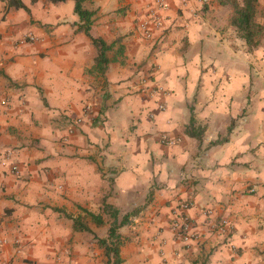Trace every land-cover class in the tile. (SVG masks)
I'll return each mask as SVG.
<instances>
[{"label":"crops","instance_id":"1","mask_svg":"<svg viewBox=\"0 0 264 264\" xmlns=\"http://www.w3.org/2000/svg\"><path fill=\"white\" fill-rule=\"evenodd\" d=\"M21 2L28 12L0 0V232L6 238L0 264H42L43 245L32 231L42 222L49 229L55 226L63 233L56 239L71 245L67 264H72L77 244L93 250L96 259L104 256L92 233L101 238L99 231L108 232L111 221L83 191L72 200L61 193L59 199L48 196V203L26 201L43 185L57 184L59 173L66 175V169L103 172L97 167L101 144L108 155L120 153L119 179L127 183L138 166L136 158L151 153L150 159L155 160V148L171 150L172 145L160 140L163 133L175 138L177 149L198 147L206 155L193 168L185 165L181 169L186 178L177 181L174 192L166 193L164 185L150 198L149 207L141 209L137 204L127 211L138 214L118 229L124 241L120 250L123 264H172L180 256L177 249L183 242L170 230V219L173 209L185 200L191 201L186 214L195 230H200L199 251L189 264H264V241L260 240L264 236V217L260 215L264 181L258 178L264 161V60L257 58L259 46L242 50L245 45L232 38L234 30L231 35L220 32V39L212 30L200 32L186 17V9L192 16L202 11L206 19L212 11L208 3L193 12L184 0L179 4L176 0H115L109 13L111 48L106 55L108 64L116 67L109 72V87L101 97L106 103L81 99L77 105L76 97L83 89H75L73 96L75 81L69 78L60 99L64 102L66 98L72 110L57 116L51 103L57 97L41 99L44 89L32 86L34 74L30 70L39 58L45 85L62 74L61 57L50 61L40 49L53 50V55L61 51L70 54V45L65 46L62 38L67 33L58 35L61 25L52 20H59L69 10L74 12V8L70 9L69 0H50L39 9L40 0ZM154 11L160 15L161 25H152V36L145 39L139 25ZM27 34L37 41L19 43ZM110 52L114 53L111 58ZM194 56L199 57L196 63ZM80 61L95 67V60L88 55ZM92 68L86 69V74L90 75ZM151 73L153 84L162 90L155 95H148L141 83ZM112 81L117 83L113 86ZM93 139L100 141L95 150L86 148L84 145H92ZM61 144L65 151L73 149L75 157L61 154L57 158L56 149ZM130 144L135 145V151L127 148ZM223 160L228 161L230 172L256 175H240L228 183L217 181L216 186L226 189L227 195L209 209L197 202L203 191L202 178L192 176V172L219 171ZM14 167L17 170L12 173ZM113 203L119 216L128 214ZM87 213L101 215L103 224L82 221L92 233L76 231L72 219L82 220ZM221 219L231 225L224 235L215 231ZM241 223L245 225L242 229L237 227ZM39 234L48 236L42 229ZM16 239L21 241L20 248ZM249 240V247L240 243ZM183 251H188L187 245Z\"/></svg>","mask_w":264,"mask_h":264},{"label":"clouds","instance_id":"2","mask_svg":"<svg viewBox=\"0 0 264 264\" xmlns=\"http://www.w3.org/2000/svg\"><path fill=\"white\" fill-rule=\"evenodd\" d=\"M179 4L181 0H176ZM188 4V9H192L195 12L201 7L203 3H208L212 8V11L207 14L206 19L204 12H199L197 16H192L186 9V17L192 20V23L197 26L198 30L202 33H207L212 30L213 34L217 39H220V32H224L226 35L233 33L231 26V20L236 18L242 21L240 34L238 37L233 36V40H238L240 44L245 45L242 50H247L248 47V36L251 35V47L256 49L259 44V56L258 59L264 60V0H223L225 4L224 8H220L221 0H184ZM49 3L50 0H40V4L37 6L38 9L43 4ZM70 9L75 7L76 0H69ZM83 13L76 14L69 10L66 14L60 15L59 20H55L53 17L52 22L54 24H60L61 27L57 29V34L63 35L65 46L70 45V54L65 55L63 51L52 54L53 50L40 49L43 55H47L50 61H55L56 57H61L60 68L62 74H57L56 81L48 80L47 84H44L45 77L42 73L43 62L36 58L35 65L30 70V74H34L33 87H43L44 92L41 99L54 95L57 99H54L52 103V113L59 116L61 113L70 112L71 106L65 98L64 102L61 101L60 97L63 93V84L66 79L75 81L73 86V96H75V89L82 88L83 91L79 97H76L77 105L80 104V100L83 99L85 103L91 102L95 104L98 100L100 103H106L101 97L107 92L109 85L106 83L108 74L112 68L116 65L105 64L103 68L100 67L99 58L104 53V46L96 43V41L103 39L105 43L111 45V24L109 15L111 7L115 4V0H81ZM193 5L196 6L193 9ZM95 13L94 16L90 13ZM240 13V15H237ZM184 23H187L185 21ZM91 25L93 31L89 32V26ZM88 55L95 60V67L92 68V64L81 63L80 58ZM111 58L114 53H108ZM199 57L194 56L193 63L198 62ZM92 68L90 75L86 74V69ZM57 81L59 83H57ZM117 81H112L114 86ZM55 85V86H54ZM91 85V87L89 86ZM111 108L115 105H110ZM195 131V129H191ZM61 135L58 133V136ZM56 139V138H53ZM83 143V142H82ZM100 141L93 139L92 145H84L86 148L95 150V145ZM127 148L135 151V145L130 144ZM115 151V149H114ZM155 160L150 159L151 153L147 155H141L137 159L138 166L133 169V178L127 183L120 182V165L117 163V157L120 155L116 152V155H108V149L101 144V150L97 153L98 156V168H103V172H91L83 173L77 172L75 169L65 170L60 172V180L55 185H43L39 190L38 194L33 193V199L26 201V203H39L44 201L48 203V196H54L59 199L61 193L67 196L69 200L73 197L80 195L83 191L87 194L88 199L92 202L94 207L99 208L103 212V206L107 204L109 207L115 208L116 205L113 203L115 200H119L122 210L127 212L133 209L137 204L141 209L150 206L151 197L166 185L165 192L172 193L176 189V184L179 179L186 178L181 169L187 165L190 169L194 167L195 163L199 158L206 155L203 150L188 149L186 151L179 150L176 147L175 138L171 150H161L155 148ZM167 153V156H166ZM63 154L69 158H74V150L69 148L65 151L64 146L61 144L56 149L57 158ZM107 156V161L104 157ZM175 157L173 159L172 157ZM227 160L221 161V167L219 171H194L192 176L201 179L203 191L197 198V202L201 203L202 206H207L209 209L215 207L219 202L226 198L227 192L224 188H218L217 181H223L228 183L235 181L237 176L240 175H252L255 177V173H242V172H230L227 170ZM261 172L259 179L264 181V161L261 162ZM132 175V173H130ZM103 177V179L101 178ZM231 211V209H229ZM50 215V214H49ZM260 215L264 217V205L261 207ZM203 219L201 220V223ZM115 224V221H111ZM118 227V226H117ZM241 229L245 227L243 223L237 225ZM39 229L48 232L46 238L41 237ZM32 231L36 233V238L39 240L40 245H43V255L41 256L42 264H67V256L69 255V249L71 245L66 243L64 240H57L56 237L63 235L58 229L53 226L49 229L44 226L43 222L38 228H33ZM124 231V230H121ZM127 235V232H124ZM101 238L104 240L103 247L106 249L115 248L119 246V241L111 237H107L105 233H100ZM191 235L199 237L200 230L194 231ZM47 239L48 243L44 241ZM238 239V237H237ZM261 241H264V236L260 237ZM197 242L193 239H188L183 242L179 247L180 256L176 258L172 264H189V260L194 259L196 253H198ZM96 245L99 246L100 242L95 241ZM245 247H249L252 241L249 240L247 243L240 241ZM188 246V251H183L184 246ZM160 245L157 243V249L159 250ZM171 251V248L168 249ZM114 264L115 252L112 253ZM169 259L168 256H165ZM72 264H109L107 255L96 259L94 252L87 246H81L77 244L75 246V252L73 253Z\"/></svg>","mask_w":264,"mask_h":264},{"label":"built area","instance_id":"3","mask_svg":"<svg viewBox=\"0 0 264 264\" xmlns=\"http://www.w3.org/2000/svg\"><path fill=\"white\" fill-rule=\"evenodd\" d=\"M160 27L161 25V18L160 15L154 11L148 14L147 18L144 19L140 25V31L145 39H150L152 36L151 32V26ZM37 41V38L32 34H27L23 39L19 41L21 44L26 43H34ZM153 73L149 74V76L143 77L141 83L143 85V90L150 95V94H157L158 92H161V87L156 86L153 84ZM159 109H162L161 105H158ZM77 122H80L78 119ZM160 140L162 143L166 145H172L173 140L165 133L161 134ZM17 170L16 167L12 169V173H14ZM191 206V201L185 200L178 204L176 208L173 209V212L171 214V222H170V230L172 231L173 235L181 240V242H184L188 239H193L198 241L200 237H197L195 235H191L195 230V226L193 225V222L191 219L187 216L186 212ZM231 225L228 220L221 219L216 227L215 231L220 234L224 235L225 233H228L230 230ZM6 243V238L4 235L0 232V257L3 252V247ZM15 244L17 245V248H20L21 241L19 239L15 240ZM9 264V263H8Z\"/></svg>","mask_w":264,"mask_h":264},{"label":"trees","instance_id":"4","mask_svg":"<svg viewBox=\"0 0 264 264\" xmlns=\"http://www.w3.org/2000/svg\"><path fill=\"white\" fill-rule=\"evenodd\" d=\"M31 1L34 2V0H31ZM54 1L56 2V1H63V0H54ZM7 2H8L9 7H13L16 9L22 8L28 12V9L23 5L21 0H7ZM220 5L225 6V4L223 3V0H221ZM74 13H76V14H82L83 13V7H82L81 0H76V4L74 7ZM90 15L93 16L94 12L90 13ZM237 15H240V13H237ZM241 24H242V21H240L236 18H233L231 20V26H232L233 30L235 31V34L237 37L240 34ZM90 27H91V25L89 26V32H90ZM248 41H249V43H248L247 49L253 50V48L251 47V35L250 34L248 36ZM96 43L102 44L104 46V53L99 58L100 67L103 68V65L109 63V59L107 58L106 54L110 50L111 45L110 46L107 45L102 39L96 41ZM258 46H259V44H257V47ZM103 208H104L103 213H105L108 216L109 220L116 222L115 224L110 223V226H109L108 232H107V237H111L113 239L118 240L119 241L118 247L109 248V249L105 250V248L103 247L104 240L102 238H98L94 233H92V231L86 225L83 224L80 217L72 219L74 229L76 231H83V232L92 233L93 238L96 241L100 242L99 246H101L103 248L104 256L107 255V259L109 261V264H112V262H113V256H112L113 251L115 252L114 264H123V260H122L121 255H120V250H121V247H122L124 241H123L122 237L119 235L118 229L127 225L131 221V219L138 214V212L133 211L131 213L125 214L119 220L118 219V210L116 208L109 207L107 204H105L103 206ZM87 215L91 218V220L94 222L95 225L100 226L103 224V219H102L101 215H94L92 213H87Z\"/></svg>","mask_w":264,"mask_h":264},{"label":"rangeland","instance_id":"5","mask_svg":"<svg viewBox=\"0 0 264 264\" xmlns=\"http://www.w3.org/2000/svg\"><path fill=\"white\" fill-rule=\"evenodd\" d=\"M259 62V61H258ZM115 202L119 205V208H121V204H120V201L119 200H115ZM122 209V208H121ZM131 211H129V212H127V213H130ZM105 219H108V216H105L104 217ZM118 219L120 220L121 219V215L119 216L118 215ZM82 221L83 222H85V223H87V222H90V223H93V221L91 220V218L89 217V216H87V215H85V216H83L82 217ZM105 233V235L107 234V231L105 232L104 230H102V231H99V234L100 233ZM221 240H223V238H221Z\"/></svg>","mask_w":264,"mask_h":264}]
</instances>
